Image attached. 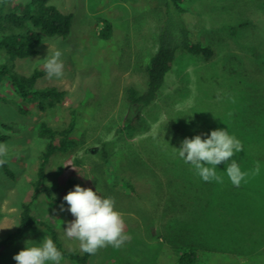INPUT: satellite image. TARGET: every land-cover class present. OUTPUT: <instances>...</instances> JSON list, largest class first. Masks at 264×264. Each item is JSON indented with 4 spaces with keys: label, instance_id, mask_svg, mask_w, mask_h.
I'll list each match as a JSON object with an SVG mask.
<instances>
[{
    "label": "rangeland",
    "instance_id": "rangeland-1",
    "mask_svg": "<svg viewBox=\"0 0 264 264\" xmlns=\"http://www.w3.org/2000/svg\"><path fill=\"white\" fill-rule=\"evenodd\" d=\"M30 1L7 0L5 11ZM50 4L74 15L67 37L43 38L33 57H11L0 51V69L30 76L44 69L47 44L64 50V78L45 75L36 89L66 92L61 103L44 111L38 101L15 92L10 76L0 77V137H7L0 143L9 146L7 166L14 175L11 178L0 167V239L15 231L22 205L34 194L46 146L39 137L40 125L62 128L74 122L71 136L77 148L54 154L46 168V184L56 199L42 195L34 203L35 215L55 227L65 250L83 252L79 241L68 238L64 230L75 219L63 201L73 179L102 197L114 198L131 236L120 249L108 246L91 254L88 264H179V256L190 247L199 251L197 264H264V168L260 179L242 182L239 189L225 172L231 161L223 162L217 172L224 182H204L176 150L185 138L206 139L217 129H226L242 142L243 150L233 157L242 171L254 165L246 156L254 158L252 154L264 150V115H249L252 100L246 101L250 93L259 96L260 105L252 110L264 114V0L182 1L180 7L188 10L182 18L197 41L213 46L214 56L207 60L179 51L163 91L140 111L134 131L124 126L139 108L129 105L125 96L131 85L141 89L145 83V66L167 20L165 3L52 0ZM107 22L111 32L103 39ZM237 118L256 119V128L248 130ZM49 236L34 227L0 253V263L16 264L15 254ZM61 264L78 263L63 258Z\"/></svg>",
    "mask_w": 264,
    "mask_h": 264
},
{
    "label": "trees",
    "instance_id": "trees-1",
    "mask_svg": "<svg viewBox=\"0 0 264 264\" xmlns=\"http://www.w3.org/2000/svg\"><path fill=\"white\" fill-rule=\"evenodd\" d=\"M51 1L52 0H31L25 4L21 3L14 5V7L6 12L5 7L7 0H1L0 51L5 52L11 57H33L39 54V48L43 43V38L67 37L70 33V26L74 15L72 13H64L57 7L55 8V6L50 4ZM182 1L183 0H163L165 3L167 20L165 24L160 27L156 50L145 66V83L141 89L131 85L128 87L127 95L125 96V101H127L129 105L139 108L138 114L126 122L124 129L127 131L135 130L136 124L141 119L140 111L151 106L158 99L166 85L168 74L174 69L176 59L180 55L178 54L179 51L203 57L207 60L214 56L213 46L197 41L192 34L188 22L182 18L185 13H188L187 9L180 7ZM110 32L111 24L107 22L105 28L102 30V38H109ZM4 75L10 76L12 86L19 96L29 99L30 101H38L40 105L39 108L44 111L49 108H54L61 103L66 95L65 91H60L56 88L36 89L38 80L47 75L44 69L35 70L30 76H18L2 68L0 69V77ZM248 100H252V102L249 103L250 110L248 111L250 114H248L263 117L264 114H256L254 113L256 111L252 110L253 106L260 105V97L250 93L246 98V101ZM261 105L264 109V105ZM238 106L235 108L237 111ZM237 119L239 122L244 123L243 125L246 128L249 127L248 130H254L256 128V119ZM242 119H244V122L241 121ZM73 130L74 122L62 128H53L46 122L40 125L39 137L46 141V146L37 172V178L33 182L34 194L29 202L22 205L19 224L15 231L8 234L5 238L0 239V253L6 248L11 247V245L24 239L34 227L39 226L47 232L48 236L50 235L49 237L54 241L56 247L62 252L63 258H68L78 264H88V259L91 254L65 250L62 247L55 227L47 221L40 220L34 213V203L40 196L44 195L51 200L56 199L53 195V189L46 184V168L50 158L54 154H66L77 148L78 144L71 136ZM251 135L256 139L257 134H255V132H252ZM0 138L3 140L7 139L6 136H1ZM262 151L264 152V150ZM262 151L257 155L252 154L254 158L246 156L248 160L247 163L251 161L254 163V165H247V172L251 173V170L257 162L260 163V169L264 168V158L262 157L264 153ZM3 168L11 178H14L7 164H5ZM258 179H260L258 175L252 176L250 174L247 178V182L250 184L249 180L255 182ZM76 185L77 183L75 180H70L68 182V192L74 190V186ZM250 190L252 189L248 188V192ZM251 194L252 193L249 192V195ZM199 260V251L192 247L185 248V251L183 250V253L178 259L179 264H197Z\"/></svg>",
    "mask_w": 264,
    "mask_h": 264
},
{
    "label": "clouds",
    "instance_id": "clouds-1",
    "mask_svg": "<svg viewBox=\"0 0 264 264\" xmlns=\"http://www.w3.org/2000/svg\"><path fill=\"white\" fill-rule=\"evenodd\" d=\"M48 45V54L43 59V67L49 79L61 80L65 76L64 50ZM51 54L49 55V53ZM176 149V148H175ZM179 158L190 164L195 173L204 182L223 183L224 177L217 172V165L227 163L226 175L231 184L239 187L242 182L247 183L251 174H260V163L257 162L251 173L242 171L233 157L243 150L242 142L226 129L212 130L206 139L201 135L185 138L179 149ZM9 163V146L0 143V167ZM63 200L69 205L67 211L75 218L64 229L70 239L79 241L80 249L87 254H95L99 249L108 246L114 249L122 248L131 236L125 231V221L122 214L115 208V199L102 197L91 188L74 186ZM60 205V211H64ZM16 264H61L62 252L56 247L51 238H45L40 244L26 246L13 256Z\"/></svg>",
    "mask_w": 264,
    "mask_h": 264
},
{
    "label": "bare ground",
    "instance_id": "bare-ground-1",
    "mask_svg": "<svg viewBox=\"0 0 264 264\" xmlns=\"http://www.w3.org/2000/svg\"><path fill=\"white\" fill-rule=\"evenodd\" d=\"M56 8V7H55ZM163 16H165V15H163Z\"/></svg>",
    "mask_w": 264,
    "mask_h": 264
}]
</instances>
